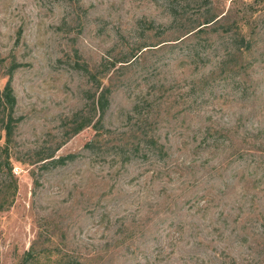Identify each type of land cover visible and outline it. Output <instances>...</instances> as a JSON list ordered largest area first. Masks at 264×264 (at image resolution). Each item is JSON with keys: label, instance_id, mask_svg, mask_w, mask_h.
I'll use <instances>...</instances> for the list:
<instances>
[{"label": "rangeland", "instance_id": "1", "mask_svg": "<svg viewBox=\"0 0 264 264\" xmlns=\"http://www.w3.org/2000/svg\"><path fill=\"white\" fill-rule=\"evenodd\" d=\"M212 16L209 43L184 36ZM109 67L113 134L90 153L93 129L69 119ZM9 76L0 264H264V0H0V91ZM135 129L154 130L169 174L123 165ZM50 153L70 158L36 163Z\"/></svg>", "mask_w": 264, "mask_h": 264}, {"label": "trees", "instance_id": "2", "mask_svg": "<svg viewBox=\"0 0 264 264\" xmlns=\"http://www.w3.org/2000/svg\"><path fill=\"white\" fill-rule=\"evenodd\" d=\"M218 23L216 17L212 16L204 20V22L193 26L187 32H185L184 36L202 39L205 42L209 43L210 38L207 36L210 35V30L213 29L215 33L218 30L213 27ZM227 32V31H224ZM233 44L237 38H232ZM242 45L244 43L243 51L236 54L240 57L246 52L245 49L249 48L246 46L244 39L241 37ZM199 47V45H197ZM193 50H189L188 53L192 54ZM235 54V53H231ZM111 65H115L112 63ZM114 67V66H113ZM110 67L106 70L107 74L101 76L97 74V72H92L89 70V76L92 83V87L95 90L93 95L90 96L89 100L85 104V108L79 110L75 114H73L69 123L71 124V135L77 134L82 130L90 127L94 131V135L91 140L85 143L84 149L88 150L90 153H94L97 148H100L102 142H105L111 134H113L110 130H105L103 125V119L106 110L110 104V95L111 91L108 85L102 84V79L108 75L110 71ZM111 79V78H110ZM11 78L9 76L5 86L0 91V108L2 111L1 121L4 122L1 130L3 132V144L0 146V212H4L8 210L14 202L15 194L17 190L16 179L12 173V167L9 156V142L11 136L13 135V128L11 125V121L13 120V113L15 107V97L13 94V90L11 87ZM90 93V92H87ZM153 129H149L147 131H141L139 129L130 130L129 132H124L120 134V152H118L119 156H121L123 165L127 164L132 159L142 158L146 161H149L151 158L155 162L153 165H156L158 162H162V166H158L155 168L156 173L163 174V171H168L169 174L171 171L170 156L166 151L164 144L159 142L156 136L153 133ZM152 132V134H150ZM209 135V133H206ZM214 136H205V141L212 139ZM70 156L66 157H58L54 158L53 153H50L46 156L38 158L36 163H40L41 167H44L49 164H63ZM169 161V162H168ZM124 229L126 233H129L128 238L132 239L134 231L131 226H125ZM30 256V254L26 255Z\"/></svg>", "mask_w": 264, "mask_h": 264}]
</instances>
